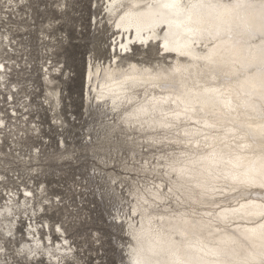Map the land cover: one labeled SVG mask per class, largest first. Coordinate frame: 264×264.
I'll return each mask as SVG.
<instances>
[{
    "label": "rangeland",
    "instance_id": "obj_1",
    "mask_svg": "<svg viewBox=\"0 0 264 264\" xmlns=\"http://www.w3.org/2000/svg\"><path fill=\"white\" fill-rule=\"evenodd\" d=\"M105 1L0 0V62L7 67L4 81L0 74V206L10 196L22 205L24 189L35 195L18 216V240H3L0 231L8 251L0 264H50L17 253L31 222L43 239L49 223L55 242L62 227L75 253L68 264H129L135 194L157 180L143 167L156 165L166 149L88 97L89 67L113 64L121 41ZM158 44L136 43L128 55L118 46L119 61L169 64Z\"/></svg>",
    "mask_w": 264,
    "mask_h": 264
},
{
    "label": "bare ground",
    "instance_id": "obj_2",
    "mask_svg": "<svg viewBox=\"0 0 264 264\" xmlns=\"http://www.w3.org/2000/svg\"><path fill=\"white\" fill-rule=\"evenodd\" d=\"M167 0H107L104 2L106 6V16L115 20L114 26L120 34V42L117 47L120 53L123 52L128 55L134 53L133 49L136 43L142 44L144 47L149 44L159 43V50L163 52L166 58L170 59L169 64H160L157 67L141 66L135 62H130L128 67L121 64L119 49L116 47L115 62L111 65L102 67L90 66L85 77V85L88 88V97L95 96L94 104H102L107 106L111 113L119 115V121L132 134H140L145 136L146 141L158 149H166L158 158V162L154 166H150L147 162L144 172H149L157 177L156 182L152 185L144 186L135 194L136 203L133 208V213L130 214L131 220L127 223L128 234L134 231L129 226L134 225L135 229H139L141 223L144 227L145 235L138 243L132 239L133 242L128 249L129 264L132 261V248L140 247L145 249V255L153 261H159L164 264L169 259L166 249L172 239L175 241H183L184 244L188 242H195L197 239L204 242L208 246H213L221 239H226L229 236H235L237 244V251L240 256L252 254L256 258V264H260V248L255 249L249 247L248 241L241 235L245 229L255 227L256 222L260 221V217L246 215L251 211V208H240V203L244 204H260L264 200V190L257 188L245 189L243 186H237L241 191L246 193L243 200L238 203L228 197L217 196L216 200L220 202L221 207H206L210 203L207 199L201 203L199 195L200 190L194 185L199 180L208 179L210 183L217 185L230 184V181L223 179V171L231 167L227 164V159L235 155L244 157L243 163L247 165L250 161L258 159L264 151V141L255 140L251 136H246L244 139L240 137L246 132L253 131L261 124H264V119L260 116V105L262 101L259 95H248L252 90L249 85L245 84L241 87L237 81H243L245 78L244 70L240 63L234 65L221 63L219 65H208L203 57L207 54L208 48L214 46L215 42L200 39L198 37H187L185 35H169L167 38L170 42V47L174 46L172 42L179 40L183 43L186 39H194L196 42L192 43L188 48L181 49L180 52L170 51L164 48L165 34L168 32L167 24L155 25V22L161 19L175 20L173 10L163 8L161 5ZM193 3H200L201 0H192ZM215 3L216 0H211ZM222 2L230 3L231 0H222ZM257 0H245L247 4H255ZM182 3L187 4L188 0H182ZM204 4L209 3V0H203ZM193 23L192 28H209L219 23L217 14L219 10L209 9L207 7H199L191 9ZM187 13L180 18H184ZM123 18V19H122ZM200 23H197V20ZM232 24L234 34H243L247 28H254L259 22V9L244 7L229 18ZM112 21V20H111ZM117 24L120 27H117ZM137 27L140 29L137 35ZM179 30L173 26V33ZM241 38V37H237ZM5 39L0 38V47L4 46ZM123 45V47H121ZM138 45V44H137ZM190 52L191 55H182L181 52ZM254 51V49H253ZM248 56L246 49L242 50L241 61ZM212 69L217 71H232L235 69L239 74L230 77L234 91L232 93V102L236 111L232 113L235 120L226 121L222 126L216 128H205L203 126L204 114L200 112L199 104L195 105L196 112L188 113L191 119L185 115H181L176 119L172 113L182 111L183 104L176 99L180 96L181 99H186V93L191 91H201L204 87H217L223 83V77H218L216 80L211 78ZM7 73V67L0 62V74L2 81L5 80L4 74ZM50 74V70H48ZM47 74V75H48ZM128 76L136 79H125ZM151 77V79H149ZM51 80V79H50ZM237 93L239 95H237ZM116 100V106L113 105V99ZM153 97L160 103L157 105L158 109L167 113V116L161 115V111L149 112L144 120L153 121V125L149 128L145 125L143 131L138 126L130 127L125 118L129 113L135 110L141 104H147L151 109ZM249 101L250 105L255 106V111L251 106L244 107L242 101ZM200 118L201 123L197 124L196 119ZM210 123H215V118L208 116ZM163 121L171 124L170 128H161L159 123ZM4 124L0 120V126ZM252 125L249 129L247 125ZM232 128L235 131L225 133L223 129ZM187 133V135L185 134ZM205 134L209 137L227 136L226 140L207 139ZM191 142V143H190ZM196 142H199L200 147H196ZM251 145L248 148L243 147L244 144ZM206 145H214L215 148L224 155V162L219 163L213 168V174L221 178L213 180L208 176L207 171H204L207 162L201 161L200 157L206 155L212 149ZM176 162L177 166L187 165L192 170L194 179L189 180L185 177L183 180L178 179L176 173L169 170L168 165ZM195 162V163H193ZM172 189V191H169ZM14 195V194H13ZM237 196L239 193L236 194ZM17 197L10 196L11 203H6L0 206V231L3 234V240L13 242L18 240L17 226L21 218V214L27 213L29 204L35 198L32 190L24 189V203L18 205L16 203ZM21 207H23L21 209ZM32 207V206H31ZM225 207L238 208L236 213H229L228 222H223L217 218V214ZM24 209V210H23ZM30 210V209H29ZM211 212L212 215H206ZM31 214V213H29ZM132 214L134 218H132ZM37 214L34 213V217ZM19 216V217H18ZM27 216V215H26ZM30 218V215H29ZM129 218V219H130ZM28 219V218H27ZM32 221V218H30ZM188 221V223H185ZM31 227L27 232V237L23 243V252L29 256L25 245L30 246L35 251V256H29L33 260H43L50 262V264H68L75 261V253L62 227H58L55 231L62 237L61 240L55 242L52 238L51 227L46 223L44 230L49 232L47 239L41 237V229L37 225L30 223ZM180 232L185 235L181 236ZM9 233L11 235H9ZM37 241L40 246L37 248ZM155 247V254L149 251V247ZM232 247L233 245H228ZM70 250V251H69ZM6 246L0 243V259L7 255ZM189 254L193 256H204L203 252H195L192 249L182 247V254ZM205 259H213L211 256L204 257Z\"/></svg>",
    "mask_w": 264,
    "mask_h": 264
},
{
    "label": "snow or ice",
    "instance_id": "obj_3",
    "mask_svg": "<svg viewBox=\"0 0 264 264\" xmlns=\"http://www.w3.org/2000/svg\"><path fill=\"white\" fill-rule=\"evenodd\" d=\"M163 8H168L173 10L177 19L167 20L161 19L155 22V25L167 24L168 32L165 34L164 48L170 51H177L188 48L192 43L196 42L194 39H186L183 43L176 40L173 43L174 46L170 47V42L168 40L169 35H185L187 37H198L200 39H206L207 41L215 42L214 46L209 47L207 54L203 57H197L204 59L208 65H219L221 63L234 65L236 63L241 64V68L244 70L245 78L243 81H237V83L243 87L247 84L251 88V92L248 95L257 94L259 99L262 101L260 105V116L264 119V0H257L255 4H247L245 0H231L230 3L222 2V0H216L212 3L204 4L203 0L200 3H193L192 0H188L187 4L182 3V0H167V2L161 5ZM258 6L259 9V22L254 28H247L243 34H234L232 24L229 18L233 13L237 12L239 9L244 7L255 8ZM207 7L209 9L219 10L217 14V19L219 23L213 25L209 28H192L190 25L193 23V17L191 14V9ZM187 13L184 18H180L183 14ZM123 19V18H122ZM200 23L198 19L196 21ZM173 26L179 32L173 33ZM117 27H120L117 24ZM140 29L137 27V35H139ZM241 37V38H237ZM123 47V45H121ZM246 49L248 51V56L243 58L241 61L242 50ZM254 49V51H253ZM182 55H191L190 52H181ZM211 78L216 80L218 77H223V83L217 87H204L201 91H191L190 94L186 93V99H181L177 96L176 99L183 104L182 111H176L172 115L179 119L181 115H185L188 119L190 112H196L197 108L195 105L199 104V111L204 114L203 126L205 128H216L222 126L226 121H234L235 117H232V113L236 111V108L232 102V93L234 91L233 83L230 79L233 75H238L239 73L233 69L232 71H217L212 69ZM125 79H136L135 77L128 76ZM151 79V77H149ZM237 95H239L237 93ZM119 97L113 99V105L116 106V100ZM151 104V109H149L147 104H141L135 108L134 111L129 113L128 117L125 118L126 122L130 127L138 126L141 131L144 130L145 125L149 128L152 127L153 121L144 120L149 112L161 111V115L167 116L168 114L158 109L157 105L160 101H157L153 97ZM244 107L251 106L255 111V106L250 105V102L245 100L241 102ZM208 116L215 118V123H210L207 119ZM197 124L201 123V119L198 118L195 121ZM161 128H170L172 125L161 121L159 123ZM249 129H252V125H247ZM225 133L235 131L232 128L223 129ZM187 135V133H185ZM246 136H251L253 140L259 136V139L264 141V124H261L256 129L250 132L244 133L240 138L244 139ZM205 140L220 139L226 140L227 136H216L209 137L205 134ZM191 143V142H190ZM251 145L244 144L243 147L248 148ZM196 147L199 148V142H196ZM206 147L212 150L206 155L201 156V161H206V167L204 171H207L208 176L213 180H219L221 177L213 174V168H215L219 163L224 162L225 158L222 152L218 151L214 145H206ZM264 147V145H261ZM244 157L240 155H235L227 159V164L231 165L230 168L223 171V179L230 181V184L217 185L215 183H210L208 179L199 180L195 183V187L200 190L201 203L205 199L210 201L207 203L206 207H221L219 201L216 200L217 196L228 197L231 195V199L237 201L243 200L246 196L244 191H241L237 186H243L245 189L257 188L264 190V151L258 159L250 161L247 165L243 163ZM195 163V162H193ZM171 172L176 173L178 179L183 180L187 177L189 180L194 179L192 175V170L187 167V165L177 166L176 162L168 165ZM172 191V189H169ZM239 193L237 196L236 194ZM251 208V211L246 213V215L258 216L260 221L256 222L255 227H249L241 233V235L248 241L249 247L255 249L260 248V264H264V200L260 204H244L240 203V208ZM238 208L225 207L222 211L217 214V218L223 222H228L229 213L238 212ZM206 215L211 216L212 213L208 212ZM188 223V221H185ZM134 231L130 232L132 239L136 240L138 243L143 239L145 232L143 224L139 229H135L134 225L129 226ZM9 235H11L9 233ZM181 236L185 234L180 232ZM233 245L229 247L228 245ZM235 236H229L226 239L219 240L213 246H208L204 244L203 241L197 239L195 242H188L184 244L183 241H175L172 239L166 250L169 259L164 262V264H256V258L254 255L249 254L246 256H240L237 247ZM40 246V242L37 241L36 247ZM182 247L187 249H192L195 252H203L204 256H193L189 254H182ZM29 256H35L36 253L31 249L30 246L25 245ZM70 251V250H69ZM149 251L154 255L155 247H149ZM18 254H22V249H17ZM211 256L213 259H205L204 257ZM18 264H27V261H18ZM131 264H161L159 261H153L149 256L145 255V249L141 245L140 247L132 248V261Z\"/></svg>",
    "mask_w": 264,
    "mask_h": 264
}]
</instances>
